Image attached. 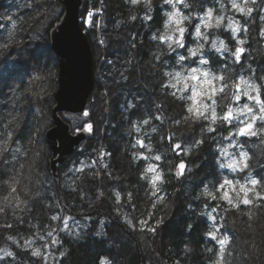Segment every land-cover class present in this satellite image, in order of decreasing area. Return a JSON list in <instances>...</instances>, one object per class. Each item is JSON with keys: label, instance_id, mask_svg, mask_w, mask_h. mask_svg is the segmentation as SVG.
<instances>
[{"label": "trees", "instance_id": "1", "mask_svg": "<svg viewBox=\"0 0 264 264\" xmlns=\"http://www.w3.org/2000/svg\"><path fill=\"white\" fill-rule=\"evenodd\" d=\"M175 2L191 22H184V47L169 52L153 39L171 10L165 0H84L80 17L88 8L98 11L92 26L82 28L91 47L98 44L94 74L102 121L94 138L66 158L72 167L61 165L57 177L49 172L42 183L12 160L25 155L38 88H47L54 106L57 65L53 57L32 56L27 63L11 53L48 45L42 36L63 6L60 0H0V76L20 69L29 78L17 83L12 96L11 110L19 117L12 137L0 119V144L10 142L0 158V250L13 253L0 251V264H264V0H237L251 8L248 15L232 8L231 0ZM209 9L223 16L222 24L202 27L208 41L200 38L202 53L190 56L198 15ZM230 17L239 22L235 37L224 27ZM216 37L226 49L210 48ZM197 66L212 79L200 103L184 79L168 75L182 71L185 77ZM63 113L72 132L93 120ZM243 124L251 128L241 132ZM231 159L235 166L222 170ZM153 163L161 171L157 188ZM221 171L229 178L223 185ZM36 249L39 255H33Z\"/></svg>", "mask_w": 264, "mask_h": 264}, {"label": "water", "instance_id": "2", "mask_svg": "<svg viewBox=\"0 0 264 264\" xmlns=\"http://www.w3.org/2000/svg\"><path fill=\"white\" fill-rule=\"evenodd\" d=\"M63 11L49 29L50 47L57 61V88L52 107L53 124L44 132L51 156L48 160L50 173L57 171L83 142L94 135V124L86 121L80 128L70 131V124L61 112L82 114L85 111L94 85L92 48L81 25L80 9L84 0H60ZM90 126V127H88ZM178 166L179 176L184 173Z\"/></svg>", "mask_w": 264, "mask_h": 264}, {"label": "rangeland", "instance_id": "3", "mask_svg": "<svg viewBox=\"0 0 264 264\" xmlns=\"http://www.w3.org/2000/svg\"><path fill=\"white\" fill-rule=\"evenodd\" d=\"M174 2H175V0H174ZM87 5H89V4L87 3L86 6ZM93 12L98 13L97 10L94 11L91 8H88V10L85 12L84 16H82L80 18L82 26L85 29L90 28L92 26V22L94 20V17H93L94 13ZM203 17H204V14L198 15L196 26L201 23V19ZM57 21H55V22H57ZM46 25L47 24H45V25L42 24V25H40L39 28L40 29L46 28ZM51 27L49 26L46 29L47 35H45V33H44V35L42 36L43 38H45V40L48 41V45H46L45 47L43 45H41V47L35 49L33 51V53H31V52L29 53L28 47L26 46L27 43H26L25 44L26 47H24L20 50H15L11 54L13 56H18L20 53L21 56L29 59L27 63H29L31 61L32 56L36 57L37 55H41L42 56L41 58L43 60L45 58H51L52 59V57H53L56 61L55 55H54V53L50 47V42H49V37H48L49 36V29ZM202 27L203 26H201V28ZM195 29L196 28H194V30ZM192 34H193V32H192ZM40 35H42V34H40ZM91 48H92V58H93L94 73H95V56L97 53H99L98 44H96L94 47H91ZM56 65H57V61H56ZM34 66L36 69L37 68L36 65H34ZM34 71H36V70H34ZM57 71H58V69H57ZM8 72H9V70H8ZM25 72H26L25 70L16 69L15 71H13L10 78L9 77L2 78L0 76V90L4 89L3 93L0 91V119H2L1 121L3 122L4 126L7 128L9 138L12 137L13 133H15V129L19 127V120H18L19 117H17L15 115L13 110H11L12 109V96H14V94L16 93L15 88H16V85L18 82H20L21 80H24V81L27 80L28 81L29 78L27 79L24 76V75H26ZM35 75L38 76V79H39V77H40L39 73L38 74L35 73ZM94 77H95V74H94ZM42 78L43 77L41 76L40 79H42ZM7 79H8V86L5 88L4 83H5V81H7ZM211 80L212 79L209 77V74L207 73L206 69L202 68L201 66L191 68L190 71L184 77V81L188 85V88L190 89L192 95L195 97V101L199 102V103L201 102V99L199 101L200 96L205 92L204 89H208L210 87ZM173 83H175V82L173 81ZM97 84H98V81L95 78V85H94L93 91H92V93L88 99V101L91 103L90 109H85V112L82 113V115H84V116H91L92 115L93 120H89V121H91L94 124V132L96 131V127H98L102 121V118L98 116L99 107L101 106V102H100L101 93H100V91L97 90L98 89ZM46 89L47 88H45V90ZM45 90L43 92V90L41 88H38V91H37L38 94L35 95V100L33 101V102H35V104H33V106H32V108H33L32 113L35 116V119L33 120V128H32L31 135L28 139H26L25 155H23V154L20 155L19 158H22V159H20V160L16 159L17 160L16 162H14L12 160V163L14 165H15V163L16 164L23 163L22 164V173H25L24 170L26 169V173H28L32 176L38 175L39 176V182H42V183L49 181L46 175H47V173L50 172L48 157L46 156V150H48V147H47V144L45 142L44 132L47 128H49L53 124L52 109H51V107H49V101L47 98L48 94L45 95ZM49 91H50V89H49ZM55 91H56V89H55ZM207 93H209V92L207 91ZM54 101H55V99H54ZM26 110H27V108H26ZM29 113L30 112L25 111L24 115H27ZM65 113H69V112H65ZM63 115H65V114L63 112H61L62 117H63ZM248 125L249 124H243L242 127L245 130H248L249 129ZM9 143H10L9 139L7 138L5 142L0 144V158H3L2 151L5 148H7ZM6 161L10 162V160H8V159H6ZM72 161L73 160L69 159V161L66 162L63 166L72 167V165H73V164H71ZM228 161H230V160H228ZM231 161L233 162L231 164V167H234L236 164V161L234 159H231ZM153 164L154 165L151 167V169L153 171V177L156 175V173H159V175H161L160 174L161 171L159 172V170H160L159 167L156 166L155 163H153ZM224 165H226V164H224ZM77 166L78 165H76V168H77ZM225 168H229V166L222 167V170H225ZM59 170H60V167H59L57 173L59 172ZM18 172H20V171H18ZM49 174H51V173H49ZM221 175H223L222 182H221V185H223V183H227L229 181V178H228V174L225 173V171L224 172L221 171ZM53 177H57V176H53ZM153 177H152V182H153ZM160 179H161V176H160ZM155 188H157V186H155ZM211 214L213 217L212 218L213 222L216 223L217 218L215 217V212L213 210L211 211ZM218 227H219L218 224L215 225V229H217Z\"/></svg>", "mask_w": 264, "mask_h": 264}, {"label": "clouds", "instance_id": "4", "mask_svg": "<svg viewBox=\"0 0 264 264\" xmlns=\"http://www.w3.org/2000/svg\"><path fill=\"white\" fill-rule=\"evenodd\" d=\"M147 2L150 5V0H147ZM165 2L171 5V10L165 13V16L167 18L164 21L163 32L159 36L154 35L153 39L162 40L166 46L167 51L172 52L175 50V48L184 47L183 34L187 31V28L184 22L187 21L190 23L191 18L188 15H184V13L178 7V3L174 2V0H165ZM179 2H184V0H179ZM231 4H232V8L243 13L244 15H248L251 12V8L246 3L241 4V3H238L237 0H231ZM233 5H236V6L234 7ZM184 7L187 8L188 4L184 3ZM220 7L221 9H223V4H221ZM240 9H243V11H241ZM149 10L151 11L150 7H149ZM209 12L211 13L210 15H209ZM222 21H223V16L222 15L213 16L212 9H209L204 14V17L201 19V23L196 26L194 38L197 39V43L194 46L189 48L190 56H197L202 53V50L204 49L205 44L199 42L200 38H202L205 42L208 41L207 31L201 32V26H203L205 30H207L208 28H219L222 24ZM224 27L226 29L232 30V35L233 37H235L236 33L239 31V22L238 21L233 22L232 19L229 18V22L226 25H224ZM226 47H227L226 42L219 37H216L210 43V48L215 49L216 51H219L220 49H226ZM180 59L183 60L184 57L181 56ZM203 62L206 63L207 60L205 59ZM168 75L172 77L174 80H176V82H180L181 80L184 79L182 71L169 72ZM169 84L172 87H176V84L173 83L172 79L169 80ZM136 130L139 131V128H137ZM153 131H155V129H153ZM232 163L233 162L230 160L227 162L226 165H221V167H224V166L231 167ZM7 251L11 252L10 250H7Z\"/></svg>", "mask_w": 264, "mask_h": 264}, {"label": "snow or ice", "instance_id": "5", "mask_svg": "<svg viewBox=\"0 0 264 264\" xmlns=\"http://www.w3.org/2000/svg\"><path fill=\"white\" fill-rule=\"evenodd\" d=\"M132 2L133 3H136L137 0H132ZM233 6L235 7L236 5H233ZM240 10L243 11V9H240ZM210 14L211 13L209 12V15ZM241 43H242V41H241ZM240 51H242V49H238L237 50V59L239 58L238 53ZM245 94L247 95V93H245ZM248 111L250 112L251 109L248 108ZM261 111L264 112V102H261ZM225 118H227V116ZM261 118L264 119V117H261ZM144 123H147V121H144ZM88 127H90V126H88ZM248 128H251V125H248ZM244 130H245L244 128H241L240 129L241 132H243ZM177 147H179V146H177ZM156 159L158 160V159H160V157L157 156ZM180 167L183 168V165H181ZM149 171H152L151 167L149 168ZM159 179H160V175H159V173H156V175L153 177V185L154 186H155V182L158 181ZM252 183L253 184H256L257 182L255 180H253ZM118 198H119V195H118ZM225 198L227 199V196H225ZM229 203H231V200H229ZM243 203L247 204V203H250V201L248 199H244L243 200ZM53 219H55V217H53ZM51 235H52V233H49V236H51ZM209 235H213V234L212 233H209ZM213 238H215V237H213ZM9 239H13V238L12 237H9ZM53 240H54V242H56L55 241V238H53ZM27 243L28 242H26V244ZM227 243H228V238L226 236L223 239H220L219 240L221 254L224 252L225 245H227ZM0 251H2L4 254H6L8 256H11L12 255V253L11 252H8L6 249L0 250ZM39 254H40L39 249H36V250L33 251V255H39ZM102 264H106V262H102ZM217 264H220V262L218 261Z\"/></svg>", "mask_w": 264, "mask_h": 264}, {"label": "flooded vegetation", "instance_id": "6", "mask_svg": "<svg viewBox=\"0 0 264 264\" xmlns=\"http://www.w3.org/2000/svg\"><path fill=\"white\" fill-rule=\"evenodd\" d=\"M50 156H51V154H50ZM50 158V157H49ZM49 160V159H48Z\"/></svg>", "mask_w": 264, "mask_h": 264}]
</instances>
